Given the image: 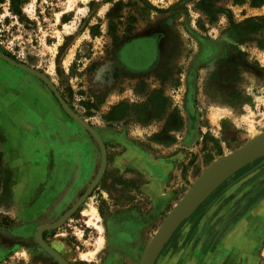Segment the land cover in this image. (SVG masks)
I'll return each instance as SVG.
<instances>
[{
    "label": "rangeland",
    "instance_id": "obj_1",
    "mask_svg": "<svg viewBox=\"0 0 264 264\" xmlns=\"http://www.w3.org/2000/svg\"><path fill=\"white\" fill-rule=\"evenodd\" d=\"M9 5V0L0 3V51L49 77L69 106L100 133L106 149L117 148L87 200L61 226L45 230V239L69 264H105L107 220L131 211L142 228L140 249L126 264H138L161 220L207 165L264 131V0H25L20 17ZM158 26L168 38L156 69L137 76L114 64L115 47L124 37ZM203 48L212 56L206 62ZM12 79L17 84L11 90L7 85ZM31 89L38 96L42 90L51 92L34 75L0 58V121L9 123L0 126V245L6 246L0 264H59L37 244L34 232L75 202L100 163L93 136L54 95L67 116L71 139L83 136L85 148L91 142L92 152H98L84 185L61 187L62 174L52 177L47 144L38 155L35 142L28 139L25 152L14 154V127L27 111L24 101ZM158 95L165 99L164 109ZM119 103L138 107L109 119L120 114L113 112ZM48 114L56 115L49 109ZM120 136L150 150L173 144L174 155L179 154L174 160L177 188L153 221L154 205L139 189L142 178L115 165ZM28 167L32 171L23 170ZM263 168L264 155L206 196L177 226L154 264H209L204 233L216 226L213 218L226 214L233 222L229 225L234 230L227 234L231 240L237 228H261L253 242L243 237L237 245H246L248 264H264V244L256 242L264 238V188L253 190L254 182L264 179V173L258 176ZM51 179L56 193L47 201ZM90 207L93 215L85 213Z\"/></svg>",
    "mask_w": 264,
    "mask_h": 264
},
{
    "label": "crops",
    "instance_id": "obj_2",
    "mask_svg": "<svg viewBox=\"0 0 264 264\" xmlns=\"http://www.w3.org/2000/svg\"><path fill=\"white\" fill-rule=\"evenodd\" d=\"M42 93V96H38L31 89L30 96L26 97L24 101V107L25 109L27 108V111L14 127L16 132L14 154L20 156L25 152L24 148H26V144L29 145V141L26 142L28 139L35 142L34 147L37 148L38 155H43L44 146L47 144L52 149L50 153L53 155L52 161L54 162L55 172H53L52 177H56V172L62 174L60 176V181H63L61 184L62 188H68L73 183L79 182V187H82L86 178L85 174L92 169V162H97L98 152L94 148L92 152L91 142H89V147L85 148L83 136L78 139L77 134H75L74 138L71 139L70 135L72 132H68L67 116H62V111L51 92L42 90ZM48 109L52 110L56 115L52 116L51 114L50 116ZM8 125L9 123L0 121V126L7 127ZM74 127L71 126V130L74 129L75 133H78L77 128ZM118 139L117 141L121 146L119 147L120 152L118 151L115 157V165L121 172L142 178L139 189L154 205V213L150 216L151 221H153L177 188L175 179L179 170L174 167V160L179 154L174 155L173 144L170 146L157 145V148L150 150L129 142L121 136ZM116 149L114 146L107 147V165L109 155L114 153ZM23 170L32 171V167L24 168ZM35 170L41 172L39 166ZM96 172L97 169L94 175ZM38 175L39 173L34 179ZM50 184L51 192L47 193V201H51L53 195L56 193L53 190V187L56 186L54 179L50 180ZM67 194L71 195L73 193L70 190ZM131 218L135 219L137 216L135 213L128 211L117 218L111 217L107 220V228L108 230L111 229L110 231L113 234L127 233L132 235L130 242L117 241L116 246L114 245L107 250V264H126L127 261H130L134 257V253L140 249L138 237L135 238L134 233L136 235L140 234L142 223L137 218L140 226L136 230L127 224V220ZM146 224L145 226L147 227L148 225ZM5 247L0 246V256L4 253Z\"/></svg>",
    "mask_w": 264,
    "mask_h": 264
},
{
    "label": "water",
    "instance_id": "obj_3",
    "mask_svg": "<svg viewBox=\"0 0 264 264\" xmlns=\"http://www.w3.org/2000/svg\"><path fill=\"white\" fill-rule=\"evenodd\" d=\"M0 58L9 64L18 67L26 72L31 73L40 79L53 93L56 100L63 110L85 128L95 139L100 150V163L96 174L89 182L82 194L75 202L55 221L38 226L34 232L35 241L53 256L59 264H68L67 260L55 250L43 238L42 233L45 230L55 229L61 226L71 215L82 205L90 196L95 186L100 181L107 164V150L105 143L102 140L100 133L85 121L78 113H76L63 98L55 84L44 73L37 69L15 60L0 51ZM264 155V131L245 143L235 148L234 150L224 154L210 162L207 167L193 180L188 189L171 207L161 220L156 231L146 244L138 264H153L158 252L169 239L170 235L175 231L181 221L188 216L191 211L212 191H214L222 182H224L231 174L236 172L242 166L250 163L255 158Z\"/></svg>",
    "mask_w": 264,
    "mask_h": 264
},
{
    "label": "flooded vegetation",
    "instance_id": "obj_4",
    "mask_svg": "<svg viewBox=\"0 0 264 264\" xmlns=\"http://www.w3.org/2000/svg\"><path fill=\"white\" fill-rule=\"evenodd\" d=\"M164 38H168V37L165 36V34L163 33L162 26L161 27L158 26L157 28L143 34L130 35L124 37V40L119 42L115 47L114 57H113L114 64L124 72H127L129 74H135L137 76L143 75L147 72L152 71L153 69H156L161 57ZM207 53L208 51L206 50V48H203L201 50V57L203 58L202 62H206L212 57V56H208ZM188 77L190 81H192V74H189ZM16 82L17 81L13 79L8 81L7 87L9 88L11 87L12 90V87H14V85L17 84ZM189 91H191V87L189 88ZM8 108L11 109V107ZM1 115L3 116L4 114H0V116ZM261 172L264 173V168L262 171L258 173V176L262 174ZM261 177H259L253 184L254 192L264 188V184H262L264 179ZM213 220L216 221L217 223L216 226L207 227L204 233V238L206 239L207 246H210V248L206 251V257L208 258V263L236 264V262L237 263L239 262L240 264H244V263L248 264L250 254L245 252L246 245L241 244V246H239V244L237 245V243L243 237L245 240H249L253 242V240L257 238L258 234L261 232L260 231L261 228L255 227L249 229L248 231H246L245 229L242 232L240 231V229L237 228L236 234L234 238L231 240L232 237H229L227 235L230 233V231L234 230L232 226L229 225L233 223L231 221L232 220L231 217L228 216V214H226L220 217L217 216L213 218ZM127 224L136 230L140 226V222L138 221L137 218L128 219ZM110 230L111 229H109L108 249L112 248L114 245L116 246L117 241H126V242L131 241L132 235H129L127 233L113 234ZM44 233L45 232L43 231L42 236L45 239L46 236ZM134 234H135V238L138 237V234L137 235L136 233ZM256 242L258 246H261L264 244V238H260ZM47 243L49 242L47 241ZM214 244L215 247L211 246ZM0 246L2 247L5 245H0ZM107 262L108 261L106 259L105 264H107Z\"/></svg>",
    "mask_w": 264,
    "mask_h": 264
},
{
    "label": "trees",
    "instance_id": "obj_5",
    "mask_svg": "<svg viewBox=\"0 0 264 264\" xmlns=\"http://www.w3.org/2000/svg\"><path fill=\"white\" fill-rule=\"evenodd\" d=\"M3 1L5 0H0V3H2ZM25 0H9V3H10V10L13 14L17 15V16H21L22 12H21V4L24 2ZM158 99L160 101V107L162 109H164V105H165V99L162 98L160 95H158ZM138 107V106H132L131 108H128V105L125 104V103H119L117 104L114 108H113V112H117L119 110V113L118 115L112 117V118H109L111 120H117V119H120L122 118V114L125 110H135V108ZM163 112V111H162ZM163 114V113H162ZM159 118V117H158ZM169 118V117H168ZM147 122V120H145ZM2 155H1V151H0V172L2 170Z\"/></svg>",
    "mask_w": 264,
    "mask_h": 264
},
{
    "label": "bare ground",
    "instance_id": "obj_6",
    "mask_svg": "<svg viewBox=\"0 0 264 264\" xmlns=\"http://www.w3.org/2000/svg\"><path fill=\"white\" fill-rule=\"evenodd\" d=\"M85 213H86V214L93 215V214L95 213V209L92 208V207H90V208H86ZM96 224H97V223H96ZM97 225H98V224H97ZM173 232H174V231H173ZM172 234H173V233H172ZM172 234H171V235H172ZM171 235H170V237H171ZM170 237H169V238H170ZM35 240H36V239H35ZM36 242H37V241H36ZM37 244H38V243H37ZM164 244H165V243H164ZM39 245H40V244H39ZM163 246H164V245H163ZM163 246H162V248H163ZM160 250H161V249H160ZM159 252H160V251H159ZM159 252H158V254H159ZM158 254H157V256H158ZM157 256H156V257H157ZM155 260H156V258H155ZM155 260H154V261H155ZM153 264H154V262H153Z\"/></svg>",
    "mask_w": 264,
    "mask_h": 264
}]
</instances>
